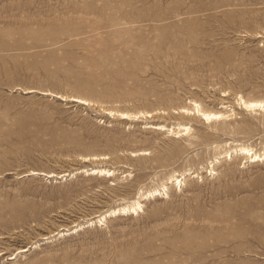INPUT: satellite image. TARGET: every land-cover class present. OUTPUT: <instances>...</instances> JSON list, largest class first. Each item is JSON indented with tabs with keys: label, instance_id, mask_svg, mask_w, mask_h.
Wrapping results in <instances>:
<instances>
[{
	"label": "rangeland",
	"instance_id": "obj_1",
	"mask_svg": "<svg viewBox=\"0 0 264 264\" xmlns=\"http://www.w3.org/2000/svg\"><path fill=\"white\" fill-rule=\"evenodd\" d=\"M240 96L264 100V0H0V264H264V156L233 150L263 152L264 111Z\"/></svg>",
	"mask_w": 264,
	"mask_h": 264
},
{
	"label": "bare ground",
	"instance_id": "obj_2",
	"mask_svg": "<svg viewBox=\"0 0 264 264\" xmlns=\"http://www.w3.org/2000/svg\"><path fill=\"white\" fill-rule=\"evenodd\" d=\"M28 90H32V89H28ZM56 96H59V97H62L63 98V95L56 94ZM71 99L74 100V101H76V102H78V103H80V104H87V105H89L92 102V101H90V100H88L86 98H83V97H73ZM237 104L240 105L245 110H250V111H253V110H263L264 111V100L245 99V98H243V97L240 96L239 99L237 100ZM192 105L194 106L193 108H188V107H182V108L180 107V108H181L182 112H185V113H191V112L194 113V112H196L198 115L201 116V118L203 120H206V121H212V120H216V119H220V118H225V117H228L229 115H231V113H229V112L227 113V112H223L222 110H219V109L223 108V106L219 107L218 110H208V109L203 108L197 102H194ZM107 112L113 113V114L117 113L119 115V118L120 119H129V118L131 119V118H136L137 116H139V115H137L135 113L133 114V112L131 113V112H128V111H119V112H116L115 111V112H113L112 110H108ZM141 114H143V115H149V112H144L143 111ZM233 115H234V112H233ZM155 129L164 130L165 127L162 124H158V125H155ZM167 131L172 132V133H177V135L178 134L185 135V134L189 133L190 127L184 125V126H179V128L176 131L173 128H171V129L169 128V129H167ZM233 150H234V152H237L238 151V152L250 154V158L252 160H256V161L258 159H260L262 156H264V150H263L262 153H258L256 151H252L253 150L252 147H250L248 145H243V144L238 145ZM106 157H107V155H99V156L93 155V156H85L83 158H84L85 161L91 160V162H92V160L106 158ZM83 170L85 172H89V174H92V175H99V176H106V177H109L110 175H113L114 174V170H112L110 168H103V167H96V166L89 167V168L86 167ZM69 172H71V171H69ZM48 175H51V174L48 173ZM59 175H61V174H59ZM173 176L174 175L172 174L169 178H171ZM174 181L176 183L177 182L180 183L181 179H178L177 177H174ZM153 192H156L158 194L162 193L160 191V189H154L152 191H149L147 195L146 194L144 195L143 193H140L133 200L128 201V202H125V203H123L122 205H120L117 208L109 209V210H107V211H105V212H103V213H101V214H99L97 216H94L95 219L90 220L89 223L90 224H94V223L97 222L98 224H103L107 217H110V216H112L114 214H120V213H126V214L127 213H133V214L135 213L136 214L138 212V210L140 209V207H141V200L142 199L144 200V198H146L150 194L152 195Z\"/></svg>",
	"mask_w": 264,
	"mask_h": 264
}]
</instances>
